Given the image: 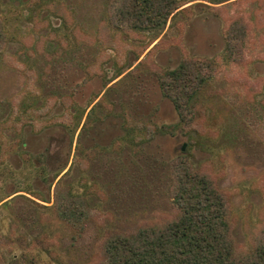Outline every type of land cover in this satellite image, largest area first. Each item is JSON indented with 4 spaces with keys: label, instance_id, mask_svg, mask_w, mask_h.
<instances>
[{
    "label": "rangeland",
    "instance_id": "obj_1",
    "mask_svg": "<svg viewBox=\"0 0 264 264\" xmlns=\"http://www.w3.org/2000/svg\"><path fill=\"white\" fill-rule=\"evenodd\" d=\"M108 2L0 0V264H101L110 231L176 214L168 168L180 157L224 192L236 249L249 251L264 225V0H182V13L141 35L109 29ZM234 20L248 30L241 61L227 64ZM196 58L216 74L190 100L186 127L180 91L167 97L159 77ZM94 98L88 124L91 107L70 130ZM68 170L60 182L96 211L76 240L50 208Z\"/></svg>",
    "mask_w": 264,
    "mask_h": 264
},
{
    "label": "trees",
    "instance_id": "obj_2",
    "mask_svg": "<svg viewBox=\"0 0 264 264\" xmlns=\"http://www.w3.org/2000/svg\"><path fill=\"white\" fill-rule=\"evenodd\" d=\"M184 6L182 0H109V29L121 34L153 33L182 13L186 9ZM247 30L241 20H234L227 26L225 48L221 54L225 63L241 61ZM4 37L0 27V53ZM215 74L214 62L196 58L183 60L178 69L159 77L167 97L177 89L180 91L173 99L186 127L194 121L188 108L190 100ZM120 76L121 73L116 74L114 80ZM95 101V98L91 99L79 115L69 116L70 130L78 128L86 110L91 107L83 128L88 124L100 100ZM46 107L45 101L34 110L43 116L42 110ZM130 136L127 132L124 140L129 141ZM68 173L69 170L55 185L50 208L55 218L73 231L72 239L76 240L85 225L94 221L96 211L89 205L85 193H76L71 185L60 182ZM168 176L169 198L176 214L169 219L137 226L130 233L110 231L102 240L101 264H264V225L254 238L252 248L239 252L228 221L227 197L209 174L194 169L187 158L180 157L169 164ZM23 260L25 264H32L29 256H24ZM9 264H21V259L13 258Z\"/></svg>",
    "mask_w": 264,
    "mask_h": 264
}]
</instances>
